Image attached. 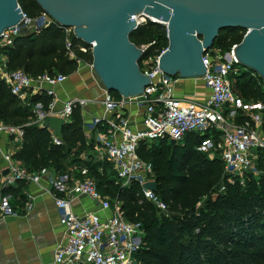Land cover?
Wrapping results in <instances>:
<instances>
[{
  "label": "trees",
  "instance_id": "obj_1",
  "mask_svg": "<svg viewBox=\"0 0 264 264\" xmlns=\"http://www.w3.org/2000/svg\"><path fill=\"white\" fill-rule=\"evenodd\" d=\"M20 9L32 18L42 8L36 0H17ZM245 30L227 28L219 31L214 47L226 52L238 44ZM65 28L52 21L39 29L28 30L14 38L11 45L0 47L8 70L22 69L30 77L42 74L69 75L77 63L69 58L65 49ZM136 46L150 44L141 59L154 56L168 45L164 25L147 20L129 35ZM75 55L92 62L90 53L79 47L85 43L71 35ZM230 75L236 96L246 102L264 104V81L252 69L240 65ZM118 96L117 92L111 91ZM51 96L46 92L28 95L23 103L10 91L0 77V121L20 126L22 139L13 153L28 173L42 169L56 176L78 172L81 167L95 179L102 195L116 199L125 219L138 224L143 231L142 247L138 253L141 264H264V150L257 149L254 156L258 174L245 172L244 181L230 182L223 175L219 154L209 157L198 147L211 136L216 142L220 132L215 129L205 135L190 132L180 140L157 139L140 141L138 155L152 164L156 183L155 194L167 206L162 212L141 195L136 181L121 186L109 163H102L91 152L93 142H87L83 119L75 108L70 120L61 128L60 145L52 141L51 132L34 123L32 107L41 103L47 108ZM260 134L264 137V110L261 113ZM244 117L237 114L234 121ZM84 154L85 157L81 158ZM101 168V170H100ZM27 181L2 186L0 197L24 203ZM223 190H220L221 187ZM84 264V263H77Z\"/></svg>",
  "mask_w": 264,
  "mask_h": 264
},
{
  "label": "built area",
  "instance_id": "obj_2",
  "mask_svg": "<svg viewBox=\"0 0 264 264\" xmlns=\"http://www.w3.org/2000/svg\"><path fill=\"white\" fill-rule=\"evenodd\" d=\"M21 15V26L16 24L0 32V47L11 45L21 33V27L34 30L54 21L44 11L36 18L22 10ZM132 19L138 26L149 20L143 13L132 16ZM65 34V49L69 58L76 61L77 68L85 64L93 72L91 62L75 55L71 40V35L74 36L72 28H65ZM150 44L138 47L144 54ZM92 46H81L79 50L91 54ZM235 46L237 44H233L226 52L213 46L203 53L205 72L201 77L193 78L194 81L201 79L209 89V95L202 103L182 100L175 95L174 88L180 77L168 75L158 66L159 56L166 48L157 55L140 60V70L149 79L140 94L114 96L105 87L99 86L97 96L70 98L62 103L60 110L56 107L58 99L55 87L62 84L67 75L42 74L32 78L22 69L8 70L5 58L0 57V77L9 86L11 93L23 103L30 94L44 91L51 96L47 108L41 103L32 107L33 122L39 126H42L47 116H59L67 121L75 108L81 109L88 104L99 105L102 114L92 116L90 122L85 124L87 131L96 132L95 158L111 165L116 182L121 186L136 181L142 197L160 211L166 212L165 203L154 191L144 187L146 182L155 180L152 164L137 153L140 141L152 142L164 138L178 141L186 133L205 135L215 129L220 132L217 141L213 142L210 136L198 149L209 157L219 154L223 175L230 182L238 181L242 184L245 172L258 174L254 156L257 149L264 150V137L259 131L264 104L246 102L234 93L230 75L236 74L237 67L241 65L233 50ZM131 108H135L136 114L141 116L138 124L133 119L135 113L132 114ZM237 114L244 117L240 123L234 121ZM0 134L21 140L23 132L20 126L6 125L0 121ZM51 136L55 145L62 143L54 133ZM12 155L10 151L3 154L8 173L3 178L2 186L15 185L18 180L38 184L43 175L49 174L47 169L28 173ZM78 173L79 177L66 172L54 179L48 178L54 190L53 199L59 224L63 229V239L56 245L50 264H141L138 253L142 247L143 231L138 224L125 219L119 201L101 194L86 167L79 168ZM223 189L222 186L220 190ZM66 192H70L71 197L57 195ZM77 195H87L96 208L82 214L73 212L71 202ZM10 198L8 194L0 197V212L3 214L12 212L9 208ZM32 206V202L26 203L28 210Z\"/></svg>",
  "mask_w": 264,
  "mask_h": 264
},
{
  "label": "water",
  "instance_id": "obj_3",
  "mask_svg": "<svg viewBox=\"0 0 264 264\" xmlns=\"http://www.w3.org/2000/svg\"><path fill=\"white\" fill-rule=\"evenodd\" d=\"M56 23L72 28L74 37L91 49L93 75L109 92L128 97L149 83L139 62L143 51L130 41L138 25L132 16L145 14L165 26L168 45L159 56V68L181 78L201 77L202 55L213 47L222 29L245 30L233 48L239 63L264 81V0H36ZM17 0H0V32L22 25ZM21 27L20 32H27ZM64 119L47 116L42 127L59 135ZM174 142V140H171ZM8 169L2 174L5 176ZM144 187L156 191L154 181Z\"/></svg>",
  "mask_w": 264,
  "mask_h": 264
},
{
  "label": "crops",
  "instance_id": "obj_4",
  "mask_svg": "<svg viewBox=\"0 0 264 264\" xmlns=\"http://www.w3.org/2000/svg\"><path fill=\"white\" fill-rule=\"evenodd\" d=\"M0 57H3L0 55ZM99 83L95 79L93 72L87 65L79 66L73 73L67 75L66 80L55 87L57 109L60 110L62 103L73 97L91 98L99 94ZM175 95L186 101L202 103L209 95V89L204 82L199 79L181 78L174 88ZM83 119V130L87 142L92 141L91 152L97 153V145L94 142L95 131H87L85 124L90 122L94 115L102 114L99 105L88 104L79 109ZM134 121L138 124L141 116L136 114V109L131 108ZM70 120V117L69 119ZM67 120V121H68ZM66 120H64V123ZM51 134L54 132L48 129ZM58 138L60 134L57 135ZM20 139H12L6 134H0V184L3 182L2 172L6 169L3 161V154L12 152L20 146ZM85 155L82 154L81 158ZM73 177H79V173L71 170ZM57 176L49 171L48 175H43L39 183L27 182L24 189L25 201L20 203L17 199L10 198L9 208L11 213L0 212V264H50L56 245L63 239V229L59 224L58 211L54 204L51 183L48 178ZM29 195L31 197H29ZM58 196L69 198L71 193H57ZM110 199V198H109ZM32 202L31 209H27L26 203ZM73 212L82 214L84 211L94 210L95 203L87 195H77L72 202Z\"/></svg>",
  "mask_w": 264,
  "mask_h": 264
}]
</instances>
